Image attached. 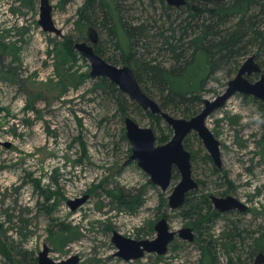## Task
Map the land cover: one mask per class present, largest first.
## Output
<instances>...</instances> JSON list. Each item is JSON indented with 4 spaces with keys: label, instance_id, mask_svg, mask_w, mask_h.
I'll use <instances>...</instances> for the list:
<instances>
[{
    "label": "rangeland",
    "instance_id": "374dc122",
    "mask_svg": "<svg viewBox=\"0 0 264 264\" xmlns=\"http://www.w3.org/2000/svg\"><path fill=\"white\" fill-rule=\"evenodd\" d=\"M84 1L49 0L54 24L62 31L58 35L39 25L40 0H0V241L36 258L46 245L52 260L76 256L75 264H206L201 243L207 245L210 264H250L255 254L239 237L264 229V102L235 93L207 117L220 142L221 171L212 172L196 133L186 138V148L195 155L192 175L200 184L191 199L231 194L249 211L219 214L210 201L202 206L205 216L193 220L183 214V206L168 208L179 172L173 169L174 178L162 190L136 161H128L131 145L114 97L94 89L89 61L63 46L67 38L73 43L85 39L86 25L76 23ZM125 1L133 18L160 17L157 1ZM105 33L99 29L104 46L111 40ZM229 79L223 69L210 73L202 97L213 99ZM130 101L124 102L125 115L152 127L156 140L171 138L163 119L154 123ZM83 197L72 210L69 201ZM162 216L170 230L192 227L194 240L176 234L162 255L145 252L128 261L116 255L113 231L152 239ZM59 226L73 233L65 245L54 242ZM16 260L0 252V264Z\"/></svg>",
    "mask_w": 264,
    "mask_h": 264
},
{
    "label": "trees",
    "instance_id": "16d2710c",
    "mask_svg": "<svg viewBox=\"0 0 264 264\" xmlns=\"http://www.w3.org/2000/svg\"><path fill=\"white\" fill-rule=\"evenodd\" d=\"M154 1L161 8L160 17L149 16L145 20L129 15L125 0H85L78 10L76 23L86 25L85 30L93 26L98 34L99 29L102 34L105 31V36L109 35L111 40H105L104 46L99 34L95 51L113 64L129 65L143 91L164 111L184 118L198 113L207 76L223 69L231 78L252 53L264 71V0H185L181 7L170 6L164 0ZM149 4L153 5L152 1ZM63 46L70 52L74 48L73 40L67 38ZM106 48L115 54L105 56ZM253 77L257 75L249 78ZM93 87L114 97L119 113L125 115L124 102L128 97L114 83L102 76L94 78ZM130 104L139 108L133 101ZM147 114L154 123L162 122L159 115ZM168 139L167 135L157 137L160 143ZM184 145L188 146L187 139ZM204 159L210 161L207 153ZM212 170L218 172L214 167ZM190 195L183 205V214L198 220L206 214L201 212L202 206H210V201L208 197L194 200ZM55 232L56 244L65 245L72 239L69 236L73 233L62 226ZM239 241L247 245L251 256L264 252V229L252 230L246 237L240 236ZM200 246L206 264H210L207 245L200 243ZM0 252L9 260L17 258L18 264H36L37 261L27 251L7 247L2 241Z\"/></svg>",
    "mask_w": 264,
    "mask_h": 264
},
{
    "label": "water",
    "instance_id": "95a60500",
    "mask_svg": "<svg viewBox=\"0 0 264 264\" xmlns=\"http://www.w3.org/2000/svg\"><path fill=\"white\" fill-rule=\"evenodd\" d=\"M166 4L181 7L185 0H164ZM38 23L43 31L62 35L60 28L54 24L49 0H40ZM99 34L96 28L88 26L85 30V39L75 41L74 49L90 64L89 76L91 78L106 77L114 83L119 90L126 94L142 110L151 114H158L173 131L169 140L157 143L156 135L152 127L140 126L132 117L124 115L125 135L131 145V154L128 161H136L138 166L149 174L150 180L162 190L170 185L173 169L180 174V180L173 187L167 197V206L178 209L183 206L189 192L199 188V184L192 175L191 153L184 147L185 137L195 132L200 138L204 148L210 155L213 163L221 168L220 142L206 125L207 117L216 109L222 107L235 93L251 95L264 102V71L256 61L255 53L247 56L238 67L236 73L227 81L225 89L213 99L203 98L201 110L189 118L177 117L164 111L158 102L143 91L137 81L133 70L127 64H113L95 51ZM257 74L254 80L249 75ZM6 147L9 142L4 143ZM86 197L69 201L71 209L80 205ZM214 207L219 212L237 209L240 212L247 210V205L232 195L211 196ZM156 236L152 239H132L113 231L112 241L117 247L116 255L125 260L142 257L145 252L162 255L167 251L168 244L176 234L181 238L193 241L195 238L193 229L184 226L173 231L169 229L166 217L162 216L154 225ZM49 247L44 245L37 256V264H75L77 257L54 261L48 257ZM250 264H264V252L256 253Z\"/></svg>",
    "mask_w": 264,
    "mask_h": 264
},
{
    "label": "flooded vegetation",
    "instance_id": "af4514ba",
    "mask_svg": "<svg viewBox=\"0 0 264 264\" xmlns=\"http://www.w3.org/2000/svg\"><path fill=\"white\" fill-rule=\"evenodd\" d=\"M97 44V43H96ZM104 58V57H103ZM132 69V68H131ZM252 75H257V74H252ZM252 75H249L248 77H251ZM258 76V75H257ZM250 79V78H249ZM255 79V78H254ZM250 80H253V79H250ZM127 96V95H126ZM128 97V96H127ZM129 98V97H128ZM130 99V98H129ZM131 100V99H130ZM146 112V111H145ZM147 112H149V111H147ZM150 113V112H149ZM151 114V113H150ZM151 115H158V114H151ZM173 115V114H172ZM160 116V115H159ZM175 116V115H174ZM192 116V115H191ZM161 117V116H160ZM162 118V117H161ZM187 118H189V117H187ZM169 126V125H168ZM170 127V126H169ZM171 128V127H170ZM172 133H173V131H172ZM191 133H193V134H195V132H191ZM190 134V133H189ZM188 134V135H189ZM187 135V136H188ZM187 136L185 137V139H184V141H183V144H184V142L186 141V138H187ZM169 140V139H168ZM167 141V140H166ZM165 141V142H166ZM164 143V142H163ZM184 147H185V145H184ZM186 148V147H185ZM187 149V148H186ZM188 150V149H187ZM206 150V149H205ZM189 151V150H188ZM190 152V151H189ZM207 152V151H206ZM191 153V152H190ZM207 154H208V152H207ZM208 156L210 157V155L208 154ZM222 160V159H221ZM209 162H212V164H213V167L214 168H216L217 170H222L223 169V166L221 165V168H218L214 163H213V161H212V159H211V157H210V161ZM191 163H192V154H191ZM212 167V168H213ZM212 172H213V170H212ZM196 181L198 182V180L196 179ZM198 184H199V182H198ZM200 185V184H199ZM192 192V191H191ZM190 193V192H189ZM188 193V194H189ZM212 195H214V194H211V195H209L208 196V199H209V201H211L212 202V199H211V196ZM227 195H231V194H224V195H216V196H227ZM188 196V195H187ZM232 196H234L235 198H237L235 195H232ZM237 199H239V198H237ZM240 200V199H239ZM240 201H242V200H240ZM244 204H246L247 205V210L246 211H244V212H247V211H249V205L247 204V203H245L244 201H242ZM184 205V204H183ZM212 205H213V202H212ZM213 207H214V205H213ZM181 208V207H180ZM215 208V207H214ZM216 209V208H215ZM216 211H217V213H230V212H234V211H237V212H240L239 210H237V209H233V210H228V211H226V212H219L217 209H216ZM240 213H242V212H240ZM192 228V227H191ZM193 229V228H192ZM193 232H194V230H193Z\"/></svg>",
    "mask_w": 264,
    "mask_h": 264
}]
</instances>
